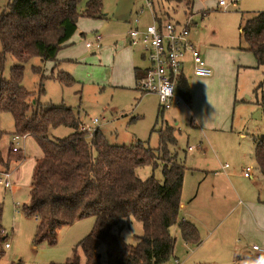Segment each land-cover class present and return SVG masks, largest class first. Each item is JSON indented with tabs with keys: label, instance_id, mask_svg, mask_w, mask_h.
<instances>
[{
	"label": "rangeland",
	"instance_id": "374dc122",
	"mask_svg": "<svg viewBox=\"0 0 264 264\" xmlns=\"http://www.w3.org/2000/svg\"><path fill=\"white\" fill-rule=\"evenodd\" d=\"M12 1L0 0V18ZM117 1L122 8L125 3L136 0H104L109 15L113 10L118 11ZM138 1V6L141 5L139 10L144 8L146 12L142 18L149 16L147 2ZM227 2V9H218L217 0H193L189 6L176 0H153L155 11L162 20L170 19L185 25L189 15H192L190 40L202 49L208 48L207 53L202 51L204 59L219 62L228 70L235 71L233 79L230 70L226 75L234 81L233 85L229 86L225 81L208 91L201 90L193 86L194 73L189 63L185 76L191 88L190 104H174L163 110L155 94H142L136 90L134 74L127 71L124 63H114L116 51L128 45V30L126 23H113L112 16L104 18L100 29L88 28L83 31L76 44L75 58L61 61L58 56L57 61L45 63L34 57L25 65L23 84L33 101H39L45 108L64 105L80 114V120L87 123L99 119L97 128L112 145L141 143L148 149L157 150L162 145L161 133L168 128L173 129L172 135L177 143L170 149L186 168L179 221L194 224L202 243L199 246L185 243L179 225H174L171 228V234L176 239L174 255L167 264H214L215 256L222 254V262L219 263L249 264L264 255V227L256 223L253 225L251 220L243 224L241 216L243 209H248V204L240 202L250 198L244 195L245 192L251 193L258 202L264 200V177L259 171L255 149V139H264V110L260 116L252 117L250 123L244 124V137L231 132L236 106L239 105L235 99L237 88L241 100L252 98V101L258 99L264 102V67H258L254 54L247 52L248 45L240 32L250 17L264 12V0ZM98 33L104 37L103 48L87 49L88 42L96 43L95 34ZM110 43L112 48L108 46ZM134 49L141 58L143 51L136 47ZM16 64L14 57L7 58L4 78L11 79L12 68ZM140 65L142 69L149 68L150 62L142 59ZM245 65L252 69L240 67ZM63 73L70 74L77 84L63 85L59 80ZM133 79L134 86H127L131 85ZM175 93L177 95L178 90ZM237 117L238 124L240 115ZM193 121L197 127L192 125ZM0 129L4 132L0 141L4 162L0 163V169L14 172L16 161L13 156H8L14 144L12 137L16 134L11 114L2 115ZM72 133V128L62 126L51 129L49 137L52 140L64 139ZM15 146L20 149L19 155L27 157V160L20 166L19 175L17 172L11 175V189L0 187V210L6 236L5 257L0 264H64L75 252L85 264V255L78 245L93 231L95 217L83 218L59 229L55 245L47 241L36 243L38 223L35 218L25 214V208L30 205L29 187L34 163L43 153L33 137L22 138ZM198 146L201 149L189 150ZM245 160L253 168V178L248 179L240 174L242 169L239 164H244ZM226 165L228 168L223 167ZM163 169L164 164L160 162L156 168H140L138 175L142 180L155 177L163 181ZM225 171H231L232 176L226 177ZM214 172L221 174L217 177ZM211 208L219 212L214 220L206 219V212ZM143 232V225L131 219L121 235L128 244L136 245ZM7 244L8 248L5 247ZM254 246L260 251H255Z\"/></svg>",
	"mask_w": 264,
	"mask_h": 264
},
{
	"label": "trees",
	"instance_id": "16d2710c",
	"mask_svg": "<svg viewBox=\"0 0 264 264\" xmlns=\"http://www.w3.org/2000/svg\"><path fill=\"white\" fill-rule=\"evenodd\" d=\"M176 1L189 6L193 0ZM104 18L103 0H13L8 5L0 18V123L3 114H11L15 135L35 138L43 153L33 171L30 205L25 208V214L38 223L36 243L55 245L59 229L95 217L93 231L78 245L85 264H167L174 255V225H179L185 243H202L194 224L179 221L186 168L171 152V146L177 143L173 129L161 133L162 145L157 150L141 143L112 145L100 129L92 134L81 131L80 114L71 108H45L33 101L23 84L25 65L32 58L45 63L57 61L77 33L80 19ZM240 32L248 45L246 50L254 54L258 67H264V12L250 17ZM9 56L17 64L11 79H6ZM144 75L145 71L136 69V80ZM59 80L65 86L77 84L68 73ZM177 82L178 94L190 104L191 88L185 71ZM62 126L72 128L74 133L52 140L50 130ZM3 135L0 129V141ZM255 143L256 161L264 177V139H255ZM12 156L19 163L25 160L19 151H12L9 158ZM3 162L0 149V163ZM160 162L164 164L163 181L140 178V168H156ZM131 219L140 222L144 230L136 245L128 244L121 235ZM5 240L0 210V262L5 257ZM64 264H83V260L75 252Z\"/></svg>",
	"mask_w": 264,
	"mask_h": 264
},
{
	"label": "built area",
	"instance_id": "2783aa9c",
	"mask_svg": "<svg viewBox=\"0 0 264 264\" xmlns=\"http://www.w3.org/2000/svg\"><path fill=\"white\" fill-rule=\"evenodd\" d=\"M147 2L149 16L142 18L146 12L141 9L137 13L134 21L135 27L130 30V46L141 48L150 62V67L145 71V75L137 80L136 89L142 94H155L163 110L169 109L174 104L185 103L184 99L176 93L178 87V78L185 71V63L188 58L193 62V73L198 78H210L213 76V70L208 67L200 50L190 40L193 23L192 15H189L185 25L174 23L172 20H160L157 16L152 0ZM218 7L221 9L228 8L227 0H217ZM103 37L100 34L95 35V44L88 42L86 48H102ZM100 124V120L95 118L87 123H80V130L92 134ZM26 137V136H25ZM23 136L15 135L12 137L14 153L20 151L15 145ZM201 149V146L189 148L190 151ZM228 168V165L225 166ZM250 168L244 173L245 178H250ZM12 172L0 171V187L10 189ZM6 248L9 245H5ZM260 251L257 246L253 248Z\"/></svg>",
	"mask_w": 264,
	"mask_h": 264
},
{
	"label": "crops",
	"instance_id": "0c3cea01",
	"mask_svg": "<svg viewBox=\"0 0 264 264\" xmlns=\"http://www.w3.org/2000/svg\"><path fill=\"white\" fill-rule=\"evenodd\" d=\"M103 3H104V12H105L106 17L112 16L114 19L113 23L118 22V24L120 25V21H121L122 23L127 24L125 26V28H126V30H128L127 37H126L128 45L124 46L123 48H120L119 50L116 51L114 63L121 62V63H124L126 65L127 71H129L132 75L134 74L135 87H136L137 80H136V76H135V71H136V69H139L141 71H146L148 69V68L142 69L140 67L141 66L140 65L141 60L147 59V57L143 51L142 57L140 58L139 54L136 52V49H134V47L130 46L128 34H129L130 30L135 27V24H134L135 13L138 12L141 5L138 6L139 1L136 0V1H134V3H132V2L125 3L121 8L120 4L117 1L116 6L118 7V11L113 10L111 15H109V11L106 9L104 0H103ZM217 5H218V3H217ZM218 9H221V8L218 7ZM103 21H105V20H89V19L88 20H85V19L82 20V19H80V21L78 23L77 33L66 44L64 49L58 55L60 57L61 61H67V60H70V58H75L77 56L76 44L80 41V38L82 37V35L84 33L83 31H86L88 28L100 29L101 26L103 25ZM121 28H123V27L121 26ZM100 35H102V34H100ZM191 35H192V33L190 34V37H191ZM102 37H103V35H102ZM103 39H104V37H103ZM118 43H119V41L116 42L117 45H118ZM108 46L110 48H112L111 43ZM195 47L200 50L201 54H202V51L206 52V53L208 52L207 47H204V49H202V48H200V46H196V45H195ZM102 48H103V45H102ZM139 49L142 51L141 48H139ZM247 52H249V51H247ZM202 56L204 58L203 54H202ZM205 62L207 63L208 67H210L213 70V76L210 78L203 79V78L195 77V75L193 74L192 81L194 82L193 83L194 88H196V89L200 88L201 90H207L208 91L213 86H215L217 83L225 82V81L227 82V84L229 86L233 85L234 81L232 79L234 76L233 73H235V71L233 69L232 70L229 69L230 73H231V77H232V79H231V77L226 76L227 71H229L228 68H225L219 62L215 63V62L209 61V60L208 61L205 60ZM189 63L192 64V68H193V62H192L191 58H188V60L185 63V73H186V66ZM240 67H242V69H252V67L247 66V65L240 66ZM127 86H131V87L134 86V79H133L131 85H127ZM235 99H237L236 103H239V105L236 106V115L234 116V121H233V125L231 127V132L237 133L239 136L244 137V135H243L245 132L244 131V124L250 123V119L252 117L255 118V116H257V115L260 116L262 110H264V105H263L264 102L261 103L258 99L256 101H252V98H249L250 100H247V99L241 100V97H239V88H237V90H236V98ZM238 114L240 115V118H239L238 124H237ZM192 125L194 127H197V124L195 123V121L192 122ZM226 129H229V127H227ZM25 138L26 137H24V139ZM13 147H14V144H13L12 148ZM12 148L10 149L8 156H10V154L12 152ZM255 149H256V146H255ZM42 156H43V154H42ZM25 160H27V157H25ZM14 161H16V160H14ZM23 162L19 163L16 161V168H15L16 171L13 170L14 172H12V174L13 173L15 174V172H17V175H19L20 166L23 164ZM36 162L37 161H35V163H34V168H35ZM246 162L247 161L245 160L244 164L243 163L239 164V167L242 169L241 173L240 172L239 173L244 176V173L247 171V168H250V170H251L250 171L251 172L250 178H253L254 177L253 168L248 163L246 164ZM223 167H225V166H223ZM34 168H33V171H34ZM0 171H6V169L2 168V169H0ZM9 171H11V169H9ZM213 174H214V176L219 177L221 173L214 172ZM232 174L233 173L231 171L230 172L229 171L224 172V175H226V177H231ZM250 178H248V179H250ZM237 192L238 191L236 190V193ZM244 195L249 196L250 198L248 200H247V198H245L247 201L246 200L240 201L243 204H248V209H243L244 214L241 216V217H243V224H246L248 221L251 220L253 225L256 223L257 225L261 224L264 227V200H259V202H258L253 195L251 196V193L245 192ZM238 196L240 197V195H238ZM249 208H250V211H249ZM218 213L219 212L217 211L216 208L208 209V211L206 212V219L209 218L210 220H214L215 216H217ZM253 220H254V222H253ZM246 236L249 237L248 235H246ZM221 244H225V242H221ZM216 250H218V249H216ZM221 256H223V254L218 256V257L215 256L213 263L215 264L216 262H218L216 264H222V263H219V262H222Z\"/></svg>",
	"mask_w": 264,
	"mask_h": 264
},
{
	"label": "clouds",
	"instance_id": "9594fccd",
	"mask_svg": "<svg viewBox=\"0 0 264 264\" xmlns=\"http://www.w3.org/2000/svg\"><path fill=\"white\" fill-rule=\"evenodd\" d=\"M249 264H264V255L256 258L255 260L249 262Z\"/></svg>",
	"mask_w": 264,
	"mask_h": 264
}]
</instances>
